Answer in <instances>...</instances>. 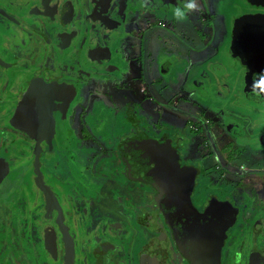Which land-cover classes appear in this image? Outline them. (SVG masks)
<instances>
[{"label": "flooded vegetation", "instance_id": "1", "mask_svg": "<svg viewBox=\"0 0 264 264\" xmlns=\"http://www.w3.org/2000/svg\"><path fill=\"white\" fill-rule=\"evenodd\" d=\"M241 1L235 17L254 10ZM180 2L0 0V264H63L67 245L73 264H205L180 251L159 211L157 190L134 180L125 164L120 148L128 147L139 131L169 144L177 168L195 175L191 201L200 214L207 211L211 226L216 224L220 264H264V106L241 98L245 70L237 61L228 62L231 37L219 60L217 49L201 57L194 63L197 77L165 105L154 97L151 117L147 112L152 86L141 80L147 45L129 43L136 25L129 19L126 24L124 16L141 15L150 28L159 14L174 20L171 9ZM163 50L156 67L167 75L173 49ZM129 52L142 54L131 57ZM134 68L138 84L125 85V77L134 78L129 74ZM96 94L122 101L113 102V112L104 106L93 111L90 100ZM180 100L203 108L202 127L190 111H176ZM114 114L118 130L110 132ZM180 130L186 132L187 146L201 152L194 159L183 158ZM75 136L79 144L92 145L98 136L112 144L76 155ZM242 153L251 164L230 171ZM206 159L213 164L204 166ZM251 176L258 182H248ZM95 179L99 184L91 186L89 180ZM46 225L57 235L56 261L45 249Z\"/></svg>", "mask_w": 264, "mask_h": 264}, {"label": "water", "instance_id": "2", "mask_svg": "<svg viewBox=\"0 0 264 264\" xmlns=\"http://www.w3.org/2000/svg\"><path fill=\"white\" fill-rule=\"evenodd\" d=\"M246 3L254 10L232 20L227 59L230 64L237 61L245 70L240 92L242 100L264 106V91L255 86L264 78V0H246ZM120 150L133 179L157 190L159 211L172 229L180 251L190 256V260L199 258L205 264H220L222 239L214 228L216 224L211 226L205 219L207 211L202 215L192 204L195 175L186 167L177 168L179 160L170 145L139 131L137 138ZM42 234L45 249L56 261L58 245L54 228L46 225ZM69 247L64 246L63 264H73Z\"/></svg>", "mask_w": 264, "mask_h": 264}, {"label": "rangeland", "instance_id": "3", "mask_svg": "<svg viewBox=\"0 0 264 264\" xmlns=\"http://www.w3.org/2000/svg\"><path fill=\"white\" fill-rule=\"evenodd\" d=\"M239 6V8H238ZM240 6H242L241 0H197V9L201 8L200 14L195 15L192 12H189V15L185 17L183 20H172L171 17L167 15L159 14L156 18V22L153 24H149L150 28H145L148 26V20L145 17H141V15H135L136 19H129L130 22H132L133 25H136L133 29L132 36L134 37L133 40H131L129 43L133 42V45L136 43L135 41H143L147 46L145 47L146 51L142 54V62L144 64L143 66V72L141 75V80L145 82L146 85H151L152 87L147 92V97L151 99L149 104H147V112L149 116L151 117V103L154 101V97L159 96L163 105L166 104V102H170L171 96L174 93H177L178 88H184L186 87L189 80L192 78V76L197 77V73L195 72V62H201L205 56H211V52H213L215 49H217L214 52V55H217V59L219 60L221 58V55H219V51H223L227 47V38L229 36V40L231 37V32L229 31L230 27V20L234 16H237L239 14ZM134 13H138L135 11ZM141 17L139 19L138 17ZM201 17L205 19L204 23H200ZM229 19V21H228ZM163 21L164 24H166L165 27H161L157 24V22ZM173 22L175 24H173ZM180 35H184L180 37ZM157 42H156V41ZM194 40V42L192 41ZM202 40H204L202 42ZM164 42V43H163ZM208 42V43H207ZM163 43V48L159 47V44ZM185 43H189L190 47H186ZM209 44L206 48L205 45ZM200 44V45H199ZM203 45V47H202ZM229 45V44H228ZM171 47L172 55L171 57V66L170 70L167 75L163 74L162 70H158L156 66L159 65V62L156 60L159 57V54L164 52V48ZM202 49L203 54H200L197 49ZM190 49V50H189ZM228 49V47H227ZM196 50V51H195ZM146 52H148L151 57L146 56ZM140 52H132L128 53L131 57L139 54ZM219 55V56H218ZM173 58V59H172ZM127 60V59H126ZM205 70L201 72V75L198 77L200 80H202L203 76L202 73H204ZM214 79L215 77L214 70L212 71ZM131 75L134 76L133 79H129V77L124 78L125 85L132 84H138V80L136 78L137 73L134 68L133 71L130 70ZM218 74V71H217ZM219 75V74H218ZM152 80H157L152 85ZM163 85L161 88H159L158 83ZM122 98H129L128 95L125 97L124 92H122ZM141 96V94H139ZM117 97V99H116ZM116 97L111 96L109 94V98L106 100L104 99V96L102 94H96L94 95L90 100V108H93V111L95 110V106H104L107 110L110 112H113L115 110L113 102L117 105L120 104V101H122V98L120 99L117 95ZM143 97V96H142ZM144 98V97H143ZM127 101V99H126ZM89 104V102H88ZM162 104V103H161ZM170 104V103H168ZM170 104V108H171ZM114 108V110H113ZM178 108V109H177ZM176 111H180L184 113L185 111H190V115L193 116V118H197L196 123L198 127H202L201 125V119L198 118L201 113H203V108L199 107V105H193L190 104L189 101L184 102L183 100L179 101V104L176 105ZM184 111V112H183ZM96 114V112H95ZM94 114V116H95ZM115 116H111V124H110V132H117L118 130V124L116 122V114ZM146 130L148 132H151L152 129L150 127H146ZM213 136L218 137L216 133V129H213ZM89 131V130H88ZM179 133V136H181L182 139H185L186 132L183 130L176 131ZM89 135V132H87ZM94 138V137H93ZM94 144H88L84 141H81V144L78 143L79 136H75L72 139V145L75 149V154H83L86 151L95 150L99 146V144L104 145V147L108 146V144H112V141L106 140L101 137H96ZM199 139V138H198ZM219 139V138H218ZM109 141V142H107ZM186 139L184 140V144L181 148L183 158L189 157L194 159L196 156H198L201 152H197V150L192 147L190 148L187 146ZM218 143H220V140H218ZM187 146V147H186ZM82 148V149H81ZM83 150V151H82ZM79 157V156H78ZM85 157V156H82ZM80 160V159H79ZM80 162L84 163L83 160H80ZM77 162V166H80L81 163ZM86 162H89L88 159H86ZM234 164H232L233 167H229V170L232 172L237 171V167L239 165L245 164H251L248 163L247 160V154L242 153L240 157L235 159ZM75 162L71 161V164L73 165ZM213 164L212 159H206L204 161V166H210ZM109 167H112V164H108ZM74 166V165H73ZM199 166L202 167V162H199ZM75 167V166H74ZM77 169V167H75ZM108 169L107 166H105V170ZM258 177L257 176H251L249 177V181H255L257 183ZM89 184L92 186H97L99 184V180H89ZM116 186V183H113ZM245 188V187H244ZM243 188V189H244ZM256 189L259 190V185H256ZM246 190V189H244ZM8 254H10V251L8 250ZM12 254V253H11ZM15 256L14 258H16Z\"/></svg>", "mask_w": 264, "mask_h": 264}, {"label": "clouds", "instance_id": "4", "mask_svg": "<svg viewBox=\"0 0 264 264\" xmlns=\"http://www.w3.org/2000/svg\"><path fill=\"white\" fill-rule=\"evenodd\" d=\"M197 10V0H181L180 4L171 9L172 16L177 20H183L186 14ZM256 87L264 91V78H261Z\"/></svg>", "mask_w": 264, "mask_h": 264}, {"label": "crops", "instance_id": "5", "mask_svg": "<svg viewBox=\"0 0 264 264\" xmlns=\"http://www.w3.org/2000/svg\"><path fill=\"white\" fill-rule=\"evenodd\" d=\"M131 15H132V13H131V14H130V13H126V15L124 16V20H123V21H125L126 24H131L130 22H127V20L131 18ZM161 22H163V21H161ZM163 23H164V22H163ZM202 68H203V67H202ZM192 77H193V76H192Z\"/></svg>", "mask_w": 264, "mask_h": 264}]
</instances>
